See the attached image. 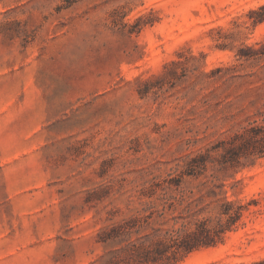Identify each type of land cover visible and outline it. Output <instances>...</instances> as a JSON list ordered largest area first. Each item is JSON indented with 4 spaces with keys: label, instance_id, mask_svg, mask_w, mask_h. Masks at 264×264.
<instances>
[{
    "label": "rangeland",
    "instance_id": "1",
    "mask_svg": "<svg viewBox=\"0 0 264 264\" xmlns=\"http://www.w3.org/2000/svg\"><path fill=\"white\" fill-rule=\"evenodd\" d=\"M152 185L249 204L176 264L264 258V0H0V264H103Z\"/></svg>",
    "mask_w": 264,
    "mask_h": 264
},
{
    "label": "trees",
    "instance_id": "2",
    "mask_svg": "<svg viewBox=\"0 0 264 264\" xmlns=\"http://www.w3.org/2000/svg\"><path fill=\"white\" fill-rule=\"evenodd\" d=\"M173 193L170 187L161 185L141 190V195L154 200L137 216L112 225L100 236V242L108 248L100 256L103 264H176L194 250L219 243L243 224V217L250 211L249 204L223 198L213 217L198 218L204 208L193 211L192 204ZM249 264H264V258Z\"/></svg>",
    "mask_w": 264,
    "mask_h": 264
}]
</instances>
